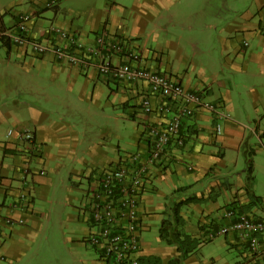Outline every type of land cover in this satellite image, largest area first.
<instances>
[{
    "label": "crops",
    "instance_id": "1",
    "mask_svg": "<svg viewBox=\"0 0 264 264\" xmlns=\"http://www.w3.org/2000/svg\"><path fill=\"white\" fill-rule=\"evenodd\" d=\"M174 1L132 0L126 5L113 2L104 12V19L85 22L88 32L81 28L68 30L85 45L93 44L96 34L103 31L131 41L141 49V65L168 76L186 91L199 93L203 102L220 105L226 114L224 119L217 121L207 111L198 109L193 116L182 120L184 145L180 148L170 146L164 160L149 170L137 208L139 232L143 220L158 219V240L171 251L162 258L144 251L139 242V257H155L161 264H167L180 256L176 244H167L159 238L161 223L165 222L169 234L178 231L200 242L181 264H264L263 256L252 255L236 233L218 235L227 223L223 214L230 205L242 210L250 219L264 222V140L261 139L264 134V0H243V7L235 3L227 5L222 13H211V21L188 26L199 33L202 28L201 33L208 34L199 41L191 39L190 42L167 39L170 28L184 29V25L171 22L165 14ZM41 3L40 10L28 9L10 15L7 26L0 21V30L10 29L18 16H27L28 37L48 39L65 46L48 34L50 26L61 29L64 25L62 22L60 26L54 25L59 10L57 0ZM114 8L121 13H115ZM47 10L53 11L52 20L44 18ZM90 10L80 13L86 15ZM126 13L132 15L131 20L125 21ZM160 33L167 34L164 35L166 40L161 41ZM184 46L198 48L201 57L196 65L182 66L179 58ZM0 48L6 56L0 59L2 86L12 77L14 69L27 72L22 69L36 66L37 72H49L48 83L52 86L63 80L69 89L74 83L89 89L95 98L109 91L105 107L116 112L122 109L121 115L114 118L115 122L117 124L120 119L123 124L124 120L131 123L136 151L142 154L148 150L144 135L146 123L160 125L165 120L156 112L149 117L142 114L139 102L143 96H149L153 107L160 101L149 93L145 83L113 82L110 78H101L92 62L84 67H71L54 60L49 53L42 56L32 53L27 46L0 44ZM30 76L39 77V74ZM109 85H114V89ZM25 89L36 98L49 100V95L37 82ZM22 105L26 106L25 110L20 109L19 103L14 108L8 107L9 110L0 105V261L9 264L18 262L31 251L30 245L38 237L39 223L45 214L40 212L36 202L44 201L51 189L46 186L48 170L62 177L60 189L72 192L70 201L65 202L66 207L76 209L74 220L85 229L77 243L87 248L84 240L89 234L90 217L84 208L86 188L103 170L127 154L118 155V144L115 149L108 150L102 132L92 138L71 127L66 133V125L51 121L50 114L42 111L43 107ZM215 123L221 127L219 135L214 134ZM13 128L32 130V144L20 143L15 136H8V130ZM65 155L71 156L69 166L59 163ZM25 161H29L31 174L29 184L22 188L20 179ZM248 163L251 164L250 173ZM240 167V172H236ZM20 190L24 199L19 197ZM80 192L81 196L76 194ZM175 216L179 218L177 225ZM7 219L22 220V224L8 226ZM222 254L230 258L222 261ZM98 264L103 262L98 260Z\"/></svg>",
    "mask_w": 264,
    "mask_h": 264
},
{
    "label": "built area",
    "instance_id": "2",
    "mask_svg": "<svg viewBox=\"0 0 264 264\" xmlns=\"http://www.w3.org/2000/svg\"><path fill=\"white\" fill-rule=\"evenodd\" d=\"M27 21V16H18L10 29L0 30V44L7 41L10 45L27 46L32 53L41 56L49 53L54 60L71 67H84L92 62L101 78L133 85L145 83L149 93L160 100L154 107L148 95L139 102L143 115L149 117L156 112L165 117L160 125L146 123L144 135L148 150L144 154L138 151L127 153L103 170L85 191L84 208L90 217V225L84 242L98 254L103 264H138L141 224L137 208L149 170L164 160L170 146L180 148L184 145L182 120L193 116L198 109L207 111L217 121L224 119L226 114L220 105L203 102L199 93L186 91L168 76L141 65V49L131 41L103 31L96 34L93 44L85 45L76 34L50 26L48 34L65 44L60 46L48 39L28 37ZM115 59H118L116 63L113 62ZM220 133L221 127L215 123L214 134ZM7 135L15 136L20 143L32 144V131L26 128L10 129ZM261 139L264 140V134ZM262 145L264 149V143ZM30 174L29 161H25L20 179L22 188L29 184ZM19 197L24 199L22 190ZM223 217L227 223L220 228L218 235L234 232L246 243L252 255L264 258V222L252 220L245 213L229 208ZM5 223L8 226L22 224V220L7 219Z\"/></svg>",
    "mask_w": 264,
    "mask_h": 264
},
{
    "label": "rangeland",
    "instance_id": "3",
    "mask_svg": "<svg viewBox=\"0 0 264 264\" xmlns=\"http://www.w3.org/2000/svg\"><path fill=\"white\" fill-rule=\"evenodd\" d=\"M41 1L44 3L46 0H0V21L7 26L9 16L12 14L28 11V9L40 10L43 5ZM113 2L125 3L126 5L128 3L131 4L132 0H57L59 10L56 17L57 23L54 25L60 26L62 22L64 25L60 27L67 32L79 28L84 32H88V25L85 22L89 23L90 20H97L98 18L104 19V12L110 9L109 6ZM233 3L242 7L244 5L243 0H175L172 6L167 8L165 14L171 22L178 21L180 25H184V29L180 30L175 26L168 30L170 35L160 33L161 41L166 40L164 35L168 36L167 39L172 37L177 40L179 38L187 42H190L191 39L201 40L202 37L208 34H202V28L199 33L196 29L190 30L188 26L193 27L195 24L211 21V13L218 11L222 13L226 10L227 5H232ZM86 9H91L90 15V12L86 15L80 13L81 10ZM112 10L117 14L121 13L117 8ZM44 18L52 20L53 11L47 10ZM124 19L125 21L131 20L132 15L126 13ZM210 44H212V41ZM199 49L202 51L200 47ZM197 50L198 48L183 47V52L180 53L179 58L182 66L187 67V65H190L189 67H191L197 64L198 58L201 57ZM5 57L4 51L0 48V59ZM22 70L27 72L14 69L12 77L8 79L5 86H2L3 80L0 79V105H5L6 110L14 108L18 103L22 110L26 109V106L22 105V103H29L30 105L28 106L43 107L42 111L50 114L49 118L51 121L66 125H64L66 133L69 132L71 127H75L79 134L84 133L87 137L92 138L102 132L108 150L111 148L115 149L118 144L120 150L118 155L120 156L136 151L132 139L134 127L126 120H124V124L120 122V119H118L117 124L115 122L114 118L116 115H121L122 109L116 112L110 108L107 110L105 107L109 91L105 94L101 93V97L95 98L90 95L89 89L87 90L85 87L83 88L74 83L71 84L69 89L63 80H60L59 84L52 86L48 83L49 72L44 70L37 72L36 66L24 67ZM34 74H39V77L30 76ZM32 81L37 82L42 87L49 95V100H42L41 97L36 98L25 92V87L31 85ZM109 86L114 89V85ZM26 129L30 130L29 128ZM67 136H70V133ZM67 138L69 139V137ZM99 140H102V136ZM91 141V144H93L94 139ZM70 157V155L61 157L59 163L65 166L71 165ZM240 170L241 167L236 172H240ZM46 178V186L51 188L49 194L44 201L36 202L40 212L45 214L39 223L38 237H36L35 243L30 245L31 251L26 252L24 257L13 264H98L99 259L96 252L90 247L85 248L83 244L78 245L77 243L84 235L85 229L81 223L74 220V216L77 214L76 209L66 207L67 203L65 202L70 201L71 195H73L72 192L60 189L62 177L56 176L55 172L52 173L51 170H48ZM76 194L81 196V192ZM76 207L79 208L78 203ZM158 226V219H149L147 222L143 220L140 242L141 245L143 244L144 251L154 252L163 258L170 253L171 249L158 240ZM0 242H2V239H0ZM159 252H165L166 254L160 255ZM214 252L218 251L215 250ZM223 255H221L222 261L230 258V255ZM0 264L9 263L0 261Z\"/></svg>",
    "mask_w": 264,
    "mask_h": 264
},
{
    "label": "trees",
    "instance_id": "4",
    "mask_svg": "<svg viewBox=\"0 0 264 264\" xmlns=\"http://www.w3.org/2000/svg\"><path fill=\"white\" fill-rule=\"evenodd\" d=\"M2 45H9V43L7 41L3 42ZM140 108V106H139ZM248 172H251V164L248 163ZM229 209H235L232 205L229 206ZM239 213H244L242 210H238ZM179 221V218L177 216H175L174 218V222L177 225V222ZM168 223L162 222L161 223V228L159 230V238L163 241H165V243L167 244H176L177 245V249L180 252V256L172 259L170 261L167 262V264H181V261L183 259H185L187 257V255L189 253H191L192 251H194L198 246L199 243L196 240H191L190 238H188L187 236L182 235V233L175 231L172 233H168L166 227H167ZM169 236V237H168ZM168 237V238H167ZM138 264H161L160 260L158 258L155 257H139L138 258Z\"/></svg>",
    "mask_w": 264,
    "mask_h": 264
}]
</instances>
